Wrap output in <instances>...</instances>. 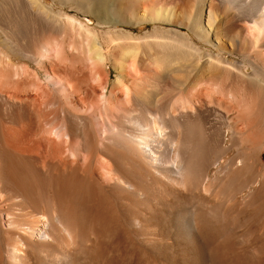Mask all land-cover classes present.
I'll return each mask as SVG.
<instances>
[{
    "label": "bare ground",
    "instance_id": "bare-ground-1",
    "mask_svg": "<svg viewBox=\"0 0 264 264\" xmlns=\"http://www.w3.org/2000/svg\"><path fill=\"white\" fill-rule=\"evenodd\" d=\"M218 1L214 36L243 58L218 63L263 87L264 0ZM16 2L0 17V264H264V105L244 111L212 73L162 85L75 18Z\"/></svg>",
    "mask_w": 264,
    "mask_h": 264
},
{
    "label": "rangeland",
    "instance_id": "rangeland-1",
    "mask_svg": "<svg viewBox=\"0 0 264 264\" xmlns=\"http://www.w3.org/2000/svg\"><path fill=\"white\" fill-rule=\"evenodd\" d=\"M16 1L18 0H0V17H8L6 20L2 19L5 20L4 23H7L9 17L12 19L24 15L22 9L18 10L19 7L16 6ZM40 1L51 13L59 15L63 13V17L68 15L82 23L80 26L83 27V30L79 25L68 27L67 25L72 24L65 22L69 32H74L76 27L77 29L80 27L81 32L84 34L89 31L93 32L92 34H99V38H102V42L107 45L113 44L114 47L136 53L132 56L137 59L140 68L154 76L156 75L157 79L159 77L158 82L162 85L165 84L164 79L168 80L176 75L188 74L187 72L193 71L189 73L190 75L204 73L206 76L212 73V76H216V82L214 81L215 83L210 86L211 89H216L213 88L214 85L224 84L223 81L228 80L229 82H225L224 85L226 83L229 87L233 85L235 93L238 90L236 96L240 100V107L242 105L244 111L264 105V86L262 87L259 81L240 78L241 76L237 77L227 65L218 63L219 57L216 56H220L222 60L229 62L243 61L240 55L233 54V47L230 42L223 39L222 36H214L216 31L221 29L219 28V22H221V19L223 20L220 12L221 5L218 0L214 1L215 9L210 8L212 0ZM10 21L9 19L8 24ZM191 25L195 26L198 39L191 36L185 29L186 26ZM26 26L25 29L32 30L33 28L32 25ZM77 29L76 31L80 32ZM6 31L8 32V30ZM185 33L190 35V40L184 35ZM206 52L212 54L213 58L206 56ZM21 64H23V61H21ZM216 65L218 66L216 67ZM202 66H204V70H202ZM194 72L196 74H193ZM249 72H252V69H249ZM111 76L112 80L117 79L114 71H112ZM230 82L232 85H229ZM262 100L263 102H261ZM259 103L261 104L259 105Z\"/></svg>",
    "mask_w": 264,
    "mask_h": 264
}]
</instances>
